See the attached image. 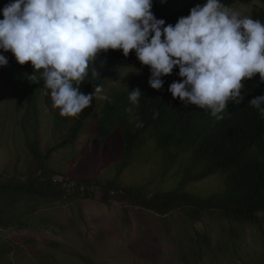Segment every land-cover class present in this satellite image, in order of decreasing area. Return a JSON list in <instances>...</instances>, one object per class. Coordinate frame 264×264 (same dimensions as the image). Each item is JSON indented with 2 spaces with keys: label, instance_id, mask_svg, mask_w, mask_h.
<instances>
[{
  "label": "trees",
  "instance_id": "trees-1",
  "mask_svg": "<svg viewBox=\"0 0 264 264\" xmlns=\"http://www.w3.org/2000/svg\"><path fill=\"white\" fill-rule=\"evenodd\" d=\"M251 1L222 3L231 8ZM258 1L262 6L251 18L264 23V0ZM6 3L0 0V8ZM197 3L203 0H154L152 12L175 24ZM4 54L1 230L37 236L42 224L36 217L45 218L37 213L40 208L62 202L67 192L72 199L99 192L106 203L189 223L184 224L189 249L179 253L183 264L199 263L211 249L208 233L194 228L206 216L226 221L223 228L254 227L264 243V118L248 102L264 95L259 74L242 81L241 102L228 101L214 116L171 97L167 88L180 79L178 69L154 90L148 66H141L134 53L125 58L120 50H108L89 62L88 75L78 85L81 92H93L90 106L75 117H62L50 95L43 94L40 72L32 74L29 63L19 65L10 52ZM93 69L99 77L92 76ZM135 88L142 95L132 104L128 97ZM36 236H0V264H99L67 244Z\"/></svg>",
  "mask_w": 264,
  "mask_h": 264
},
{
  "label": "clouds",
  "instance_id": "clouds-1",
  "mask_svg": "<svg viewBox=\"0 0 264 264\" xmlns=\"http://www.w3.org/2000/svg\"><path fill=\"white\" fill-rule=\"evenodd\" d=\"M153 4L154 0H8L0 8V67L7 65L8 52L19 65L29 63L32 74L40 72L43 94L50 95L62 117H75L90 106L93 92H81L78 85L88 75L89 62L108 50H120L125 58L134 53L141 66H148V84L154 90L162 88V77L178 69L180 79L167 88L171 97L214 116L228 101L244 99L242 81L259 74L264 83V23L241 17L222 0H203L175 24H166L152 12ZM91 74L99 77L94 69ZM141 95L135 88L128 99L137 104ZM101 99L111 102L106 96ZM248 102L264 118V95Z\"/></svg>",
  "mask_w": 264,
  "mask_h": 264
},
{
  "label": "rangeland",
  "instance_id": "rangeland-1",
  "mask_svg": "<svg viewBox=\"0 0 264 264\" xmlns=\"http://www.w3.org/2000/svg\"><path fill=\"white\" fill-rule=\"evenodd\" d=\"M261 6L258 0H252L229 9L241 17H251L253 9ZM68 193L62 202L40 208L37 213L45 217L42 220L36 213L35 221L42 224L37 236L13 228L0 229V236L33 235L39 240L58 241L99 264H183L179 261L180 250L189 249L185 237L188 228L184 225L189 223L183 219L161 218L133 205L106 203L99 192L92 198L80 195L76 199ZM225 224L208 216L195 223L194 228L210 236L211 249L194 264H264V243L257 229L223 228Z\"/></svg>",
  "mask_w": 264,
  "mask_h": 264
}]
</instances>
